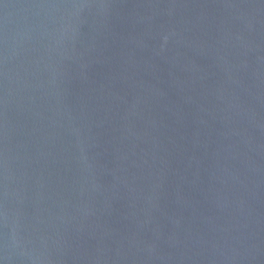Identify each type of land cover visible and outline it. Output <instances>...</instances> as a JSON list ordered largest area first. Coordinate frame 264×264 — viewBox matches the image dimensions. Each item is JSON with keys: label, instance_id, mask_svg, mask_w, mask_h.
<instances>
[{"label": "water", "instance_id": "water-1", "mask_svg": "<svg viewBox=\"0 0 264 264\" xmlns=\"http://www.w3.org/2000/svg\"><path fill=\"white\" fill-rule=\"evenodd\" d=\"M0 264H264V0H0Z\"/></svg>", "mask_w": 264, "mask_h": 264}]
</instances>
